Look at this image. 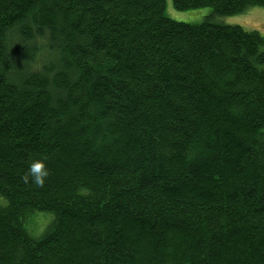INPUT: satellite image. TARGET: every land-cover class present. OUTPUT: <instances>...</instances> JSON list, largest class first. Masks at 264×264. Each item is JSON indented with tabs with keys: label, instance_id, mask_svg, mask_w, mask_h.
Returning <instances> with one entry per match:
<instances>
[{
	"label": "trees",
	"instance_id": "1",
	"mask_svg": "<svg viewBox=\"0 0 264 264\" xmlns=\"http://www.w3.org/2000/svg\"><path fill=\"white\" fill-rule=\"evenodd\" d=\"M0 197V264H264V37L165 0H0Z\"/></svg>",
	"mask_w": 264,
	"mask_h": 264
},
{
	"label": "rangeland",
	"instance_id": "2",
	"mask_svg": "<svg viewBox=\"0 0 264 264\" xmlns=\"http://www.w3.org/2000/svg\"><path fill=\"white\" fill-rule=\"evenodd\" d=\"M165 15L175 21L198 24L204 20L225 25H239L244 30L258 31L264 37V7H250L246 11L231 16H216L209 7L189 10H177L172 0H165ZM4 200L0 197V203ZM5 203V201H4ZM53 213L35 210L25 214L23 226L31 237H40L51 225Z\"/></svg>",
	"mask_w": 264,
	"mask_h": 264
},
{
	"label": "clouds",
	"instance_id": "3",
	"mask_svg": "<svg viewBox=\"0 0 264 264\" xmlns=\"http://www.w3.org/2000/svg\"><path fill=\"white\" fill-rule=\"evenodd\" d=\"M46 158H33L29 164L26 173L22 179L25 183L31 182L37 187H43L50 172L47 168Z\"/></svg>",
	"mask_w": 264,
	"mask_h": 264
}]
</instances>
